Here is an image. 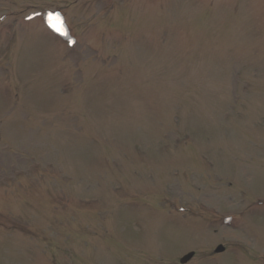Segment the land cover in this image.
Masks as SVG:
<instances>
[{
    "label": "rangeland",
    "instance_id": "1",
    "mask_svg": "<svg viewBox=\"0 0 264 264\" xmlns=\"http://www.w3.org/2000/svg\"><path fill=\"white\" fill-rule=\"evenodd\" d=\"M4 77L0 264H264V0H0Z\"/></svg>",
    "mask_w": 264,
    "mask_h": 264
},
{
    "label": "water",
    "instance_id": "2",
    "mask_svg": "<svg viewBox=\"0 0 264 264\" xmlns=\"http://www.w3.org/2000/svg\"><path fill=\"white\" fill-rule=\"evenodd\" d=\"M216 250H217V251H220V250H222V247H221V246H218V247L216 248ZM192 255H193V252H189V253H187V254H185L184 256H182V257L180 258V261H181V262H185V261H187L189 258H191Z\"/></svg>",
    "mask_w": 264,
    "mask_h": 264
},
{
    "label": "trees",
    "instance_id": "3",
    "mask_svg": "<svg viewBox=\"0 0 264 264\" xmlns=\"http://www.w3.org/2000/svg\"><path fill=\"white\" fill-rule=\"evenodd\" d=\"M189 95H190V94L188 93V96H187V97H189ZM173 96H174V95H173ZM204 100H205V99H204L203 97H201L200 99H197V100H196V99H193V103L196 104V105H198V104H202V103L204 102Z\"/></svg>",
    "mask_w": 264,
    "mask_h": 264
}]
</instances>
